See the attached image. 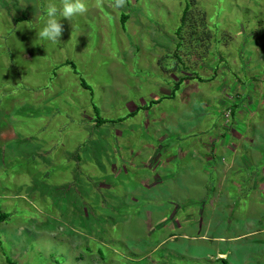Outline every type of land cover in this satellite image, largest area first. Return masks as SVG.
<instances>
[{
	"label": "rangeland",
	"instance_id": "1",
	"mask_svg": "<svg viewBox=\"0 0 264 264\" xmlns=\"http://www.w3.org/2000/svg\"><path fill=\"white\" fill-rule=\"evenodd\" d=\"M49 2L0 0V264H264V0Z\"/></svg>",
	"mask_w": 264,
	"mask_h": 264
},
{
	"label": "clouds",
	"instance_id": "2",
	"mask_svg": "<svg viewBox=\"0 0 264 264\" xmlns=\"http://www.w3.org/2000/svg\"><path fill=\"white\" fill-rule=\"evenodd\" d=\"M104 0H95L97 6H102ZM127 0H112V6L116 9L125 7ZM88 12L86 0H60L59 6L50 2L45 7L46 20L44 26L37 32V38L42 41L59 43L64 32L62 19L71 22L74 18L85 15ZM58 17L62 19H58ZM229 113V111H227Z\"/></svg>",
	"mask_w": 264,
	"mask_h": 264
},
{
	"label": "crops",
	"instance_id": "3",
	"mask_svg": "<svg viewBox=\"0 0 264 264\" xmlns=\"http://www.w3.org/2000/svg\"><path fill=\"white\" fill-rule=\"evenodd\" d=\"M179 74H181L182 76L181 77H179V78H176V77H174V76H170V78L174 81V83H180L182 80H184L186 77H188V76H190L189 74H182V73H179ZM191 77V76H190ZM174 88V87H173ZM175 89V88H174ZM174 89H172V91H174ZM162 92L163 93H165V94H169V93H171L170 92V90H168V89H163L162 90ZM156 100H153V101H151V102H155ZM230 114H231V112H230ZM224 145L225 144H222V146L224 147ZM226 147V146H225ZM221 150H222V147H221ZM232 152H234V150L232 149ZM227 168H230V166H227Z\"/></svg>",
	"mask_w": 264,
	"mask_h": 264
},
{
	"label": "trees",
	"instance_id": "4",
	"mask_svg": "<svg viewBox=\"0 0 264 264\" xmlns=\"http://www.w3.org/2000/svg\"><path fill=\"white\" fill-rule=\"evenodd\" d=\"M123 19V18H122ZM98 122V121H97ZM3 216H2V214H0V219L2 218Z\"/></svg>",
	"mask_w": 264,
	"mask_h": 264
}]
</instances>
